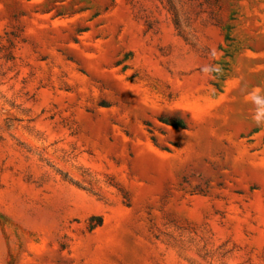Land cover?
I'll return each instance as SVG.
<instances>
[{"label":"rangeland","instance_id":"rangeland-1","mask_svg":"<svg viewBox=\"0 0 264 264\" xmlns=\"http://www.w3.org/2000/svg\"><path fill=\"white\" fill-rule=\"evenodd\" d=\"M253 90L264 0H0V264H264Z\"/></svg>","mask_w":264,"mask_h":264},{"label":"clouds","instance_id":"clouds-1","mask_svg":"<svg viewBox=\"0 0 264 264\" xmlns=\"http://www.w3.org/2000/svg\"><path fill=\"white\" fill-rule=\"evenodd\" d=\"M218 70V66L205 65L202 68V72L209 74ZM248 99H250L251 103L254 105V111L251 117L252 121L257 126L264 125V94L259 91L253 90L248 93Z\"/></svg>","mask_w":264,"mask_h":264}]
</instances>
